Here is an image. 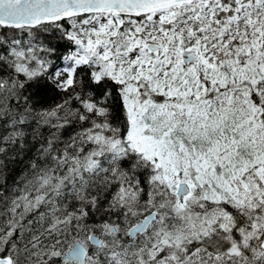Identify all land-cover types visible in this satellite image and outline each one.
Masks as SVG:
<instances>
[{"label":"snow or ice","instance_id":"1","mask_svg":"<svg viewBox=\"0 0 264 264\" xmlns=\"http://www.w3.org/2000/svg\"><path fill=\"white\" fill-rule=\"evenodd\" d=\"M0 264H264V0H0Z\"/></svg>","mask_w":264,"mask_h":264}]
</instances>
